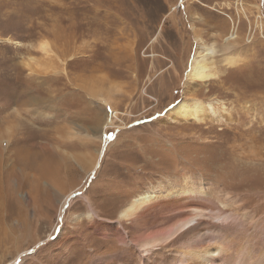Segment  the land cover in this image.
<instances>
[{
    "label": "rangeland",
    "instance_id": "obj_1",
    "mask_svg": "<svg viewBox=\"0 0 264 264\" xmlns=\"http://www.w3.org/2000/svg\"><path fill=\"white\" fill-rule=\"evenodd\" d=\"M198 1L0 0V264H92L128 253L125 239L94 231L88 214L116 227L130 199L179 186L185 173L243 195L264 222V199L255 195L264 192V161L249 177L227 174L236 170L233 147L249 148L246 137L264 155V0H246L245 13L240 0ZM234 23L240 43L225 49ZM195 33L217 45L218 76L197 81L193 95L223 103L231 127L165 115L192 96ZM43 39L56 47L52 60L39 48ZM226 54L242 60L227 68ZM111 81L123 89L110 106L90 92ZM113 109L118 119L105 142L100 129ZM71 190L76 196L60 212Z\"/></svg>",
    "mask_w": 264,
    "mask_h": 264
},
{
    "label": "bare ground",
    "instance_id": "obj_2",
    "mask_svg": "<svg viewBox=\"0 0 264 264\" xmlns=\"http://www.w3.org/2000/svg\"><path fill=\"white\" fill-rule=\"evenodd\" d=\"M194 1L199 3L198 0ZM240 1L243 3L241 11L245 13L244 2L246 0ZM230 5L231 3H228L227 7L229 8ZM175 8L177 7L173 6L171 11ZM229 17L234 21L232 16ZM195 19L203 20L196 14L193 20ZM210 24L218 28L217 21ZM194 28L195 26H193ZM237 28L234 23L232 30L223 37L222 40L225 42L223 48L229 49L240 43L238 41L240 34ZM195 38L200 49L196 50L188 71L189 79L192 82L195 81L194 83L190 82L189 93L192 96L182 97L166 111L165 115L172 123H182L183 125L209 123L208 128L211 130L221 125L231 127L235 119L231 117L223 103L217 107L215 100L204 101L193 95L196 93L197 87L201 86L197 81L207 83L210 79L218 76L214 60L218 53L217 45L205 43L200 34L195 33ZM43 40L39 41L41 43L39 48L52 60L55 57L49 55L52 51L51 48H54L55 45L52 44L54 47H51L49 41ZM241 60L239 55L226 54L223 65L227 68L235 67L234 65H238ZM29 61L31 62H27L26 65H31L35 58L30 57ZM36 62L38 61L36 60ZM49 65L44 64L46 67ZM97 83L99 84V82ZM122 89L120 82L111 81L109 87L93 85L90 94L101 100L102 103L111 106L114 101L113 92L115 94V91ZM113 117L118 119V112L115 109L112 110L111 116L107 118L100 129V137L105 142L108 128L116 126ZM116 128L119 129V127ZM248 137H246V143L250 145L248 149L247 146L241 144L238 146L244 150L239 151L238 147H233L232 151L236 156L234 160L236 170L227 173L228 175L242 179L243 176L249 177V173H247L249 171H260L256 161H264V155L260 147H256L252 142L253 138ZM102 153L103 147H100L99 157H97L98 160L94 166L98 165ZM244 157L250 158V160H243ZM194 177L185 173L184 182L179 183V186H153L149 191L141 192L130 199L119 214L121 219L117 225L122 229L118 226L109 227L100 224L95 220L97 214L91 210L88 217L94 222V231L105 229L108 236L125 239L129 243L126 244L129 249L128 253L123 251L119 256L115 255L109 259L105 258V260L98 259L92 261V264H151L156 257H160V264H264V222L256 217L260 212L258 208L251 211L248 202H246L247 199L243 195L228 190L223 185L217 191L218 185L215 188L218 183L217 179L214 182L210 180L212 182L207 184L201 180H194ZM225 190L228 191L225 192ZM248 191L251 190L248 189ZM247 195L252 198L253 194ZM255 195L264 199V192H256ZM75 196L76 192L71 190L62 198L60 212L63 207L74 200ZM61 240L63 242L66 239ZM134 246L139 252L138 263L133 261V254L137 255ZM12 264L14 263L12 262Z\"/></svg>",
    "mask_w": 264,
    "mask_h": 264
},
{
    "label": "snow or ice",
    "instance_id": "obj_3",
    "mask_svg": "<svg viewBox=\"0 0 264 264\" xmlns=\"http://www.w3.org/2000/svg\"><path fill=\"white\" fill-rule=\"evenodd\" d=\"M108 138H109V139H112V137H111V136H109Z\"/></svg>",
    "mask_w": 264,
    "mask_h": 264
}]
</instances>
